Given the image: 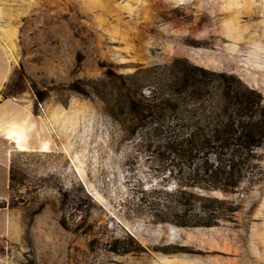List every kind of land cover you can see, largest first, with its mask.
<instances>
[{"label":"rangeland","instance_id":"374dc122","mask_svg":"<svg viewBox=\"0 0 264 264\" xmlns=\"http://www.w3.org/2000/svg\"><path fill=\"white\" fill-rule=\"evenodd\" d=\"M0 52L15 264H264V140L238 183L155 148V123L200 113L189 65L212 73L206 105L230 84L264 109V0H0Z\"/></svg>","mask_w":264,"mask_h":264},{"label":"trees","instance_id":"16d2710c","mask_svg":"<svg viewBox=\"0 0 264 264\" xmlns=\"http://www.w3.org/2000/svg\"><path fill=\"white\" fill-rule=\"evenodd\" d=\"M188 68L180 71L176 84L189 90V97L196 100L194 109L200 113L195 114L197 118L191 124L178 121L166 125L155 123L159 135V144L155 148H162L169 156L177 155L188 160L204 156L205 159L200 160L188 176L201 174L206 183H238L242 177L241 160L245 152L260 146L264 140L261 98L254 90L226 84L218 95L208 99L213 103L206 105L211 96L207 79L212 73L192 65ZM218 76L224 77L223 74ZM165 103L167 100L160 104ZM150 108L147 105V110ZM209 155L214 157L212 163L207 161ZM168 173L171 172L168 170Z\"/></svg>","mask_w":264,"mask_h":264},{"label":"crops","instance_id":"0c3cea01","mask_svg":"<svg viewBox=\"0 0 264 264\" xmlns=\"http://www.w3.org/2000/svg\"><path fill=\"white\" fill-rule=\"evenodd\" d=\"M3 59L0 52V91L4 77ZM9 101L3 100L0 102V112L3 107L8 106ZM1 117V115H0ZM3 128V127H2ZM0 126V203L6 199L8 186L10 181L9 156L12 148L23 149L22 139L23 132L17 128L6 130ZM26 238L25 230L22 228L21 218L16 212H12L5 205L0 206V244L5 252L0 251V264H15L13 256L11 257L8 248L17 246L16 253L20 254L23 251V244ZM17 255H15L16 257Z\"/></svg>","mask_w":264,"mask_h":264}]
</instances>
